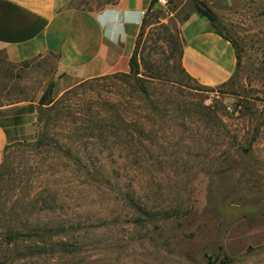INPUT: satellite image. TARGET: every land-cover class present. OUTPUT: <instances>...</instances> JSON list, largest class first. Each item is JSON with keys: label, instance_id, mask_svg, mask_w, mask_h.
I'll list each match as a JSON object with an SVG mask.
<instances>
[{"label": "rangeland", "instance_id": "obj_1", "mask_svg": "<svg viewBox=\"0 0 264 264\" xmlns=\"http://www.w3.org/2000/svg\"><path fill=\"white\" fill-rule=\"evenodd\" d=\"M194 7L149 10L141 80L129 70L63 90L55 55L0 59V105H38L0 166V264H264V230L247 228L264 215V0L213 3L239 57L215 87L180 62ZM163 24L179 45L169 61ZM51 85L55 102L40 106Z\"/></svg>", "mask_w": 264, "mask_h": 264}, {"label": "crops", "instance_id": "obj_2", "mask_svg": "<svg viewBox=\"0 0 264 264\" xmlns=\"http://www.w3.org/2000/svg\"><path fill=\"white\" fill-rule=\"evenodd\" d=\"M80 1L0 0V59L18 64L55 55L57 84L63 90L94 77L129 72L134 39L154 0H112L96 9ZM216 1L231 2L204 3L214 10ZM216 22L195 7L179 22L182 66L193 79L210 87L227 82L239 59L233 43L217 31ZM37 111L34 101L0 105V166L17 127ZM247 228L263 231L264 215Z\"/></svg>", "mask_w": 264, "mask_h": 264}, {"label": "trees", "instance_id": "obj_3", "mask_svg": "<svg viewBox=\"0 0 264 264\" xmlns=\"http://www.w3.org/2000/svg\"><path fill=\"white\" fill-rule=\"evenodd\" d=\"M175 0H171V2L173 3ZM156 0L153 1L151 7L148 9V11L146 12V15L143 19V23H142V28H141V32L137 37V40L135 42V50L134 53L130 59V72L129 75L131 76H135L138 77V80H141V77L138 76L139 74H141V70H140V62H139V57L141 58V60L143 61V63H145L144 61V57H145V52L146 49L149 47L148 46V42L150 40V37L152 36L151 34L155 33L154 30L150 31L149 33H147V27L149 24H152L153 22H150L148 20V15L147 13L149 12V10L153 9V5L155 4ZM195 8L196 10H198L201 14L207 16L209 19L213 20V21H219V17L217 15V13L210 8L208 5H206L204 3V0H195ZM188 16V14L184 17L186 18ZM156 30V28H155ZM157 30H162L163 33L164 31H168V36H164V40H163V44L162 47L163 50L161 51L163 54V58L167 59L168 61L171 60L175 55V51L177 50L178 46H179V56H180V62L182 64V53H183V39L181 41V43L179 45L176 46V44L173 41V34L172 32L169 30V28L167 26H165V24L160 25L159 27H157ZM217 31L221 34H223L218 28ZM151 35V36H150ZM226 37V36H225ZM157 43V39H154L152 41H150V43ZM183 67V66H182ZM183 71H185V69L183 68ZM150 72V71H149ZM186 72V71H185ZM187 73V72H186ZM127 74V73H124ZM127 75V76H129ZM189 75V74H188ZM146 76L149 78L147 79V82L149 83H153L154 80L158 79V76L156 73L154 72H150L148 74H146ZM190 76V75H189ZM191 77V76H190ZM192 78V77H191ZM193 79V78H192ZM143 80V79H142ZM52 87L53 85H51L45 92L44 94L41 96L40 100H39V104L40 106H45V107H49L52 106L51 104L55 102V100L52 98L50 100H47V94L52 91ZM147 89V87H145ZM145 88L143 89V91H145ZM9 145H7L8 147ZM7 149V148H6ZM224 264H228L227 262H223Z\"/></svg>", "mask_w": 264, "mask_h": 264}, {"label": "built area", "instance_id": "obj_4", "mask_svg": "<svg viewBox=\"0 0 264 264\" xmlns=\"http://www.w3.org/2000/svg\"><path fill=\"white\" fill-rule=\"evenodd\" d=\"M156 2L163 9H168L172 4L171 0H156Z\"/></svg>", "mask_w": 264, "mask_h": 264}]
</instances>
